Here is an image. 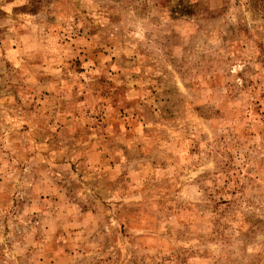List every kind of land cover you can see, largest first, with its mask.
<instances>
[{"label":"rangeland","instance_id":"1","mask_svg":"<svg viewBox=\"0 0 264 264\" xmlns=\"http://www.w3.org/2000/svg\"><path fill=\"white\" fill-rule=\"evenodd\" d=\"M0 264H264V0H0Z\"/></svg>","mask_w":264,"mask_h":264}]
</instances>
